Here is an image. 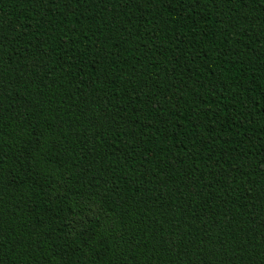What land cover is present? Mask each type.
<instances>
[{"label": "trees", "instance_id": "16d2710c", "mask_svg": "<svg viewBox=\"0 0 264 264\" xmlns=\"http://www.w3.org/2000/svg\"><path fill=\"white\" fill-rule=\"evenodd\" d=\"M0 264H264V0H0Z\"/></svg>", "mask_w": 264, "mask_h": 264}]
</instances>
